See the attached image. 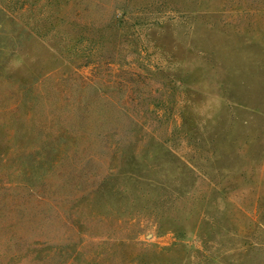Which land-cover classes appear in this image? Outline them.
<instances>
[{
  "label": "rangeland",
  "instance_id": "obj_1",
  "mask_svg": "<svg viewBox=\"0 0 264 264\" xmlns=\"http://www.w3.org/2000/svg\"><path fill=\"white\" fill-rule=\"evenodd\" d=\"M0 264H264V0H0Z\"/></svg>",
  "mask_w": 264,
  "mask_h": 264
},
{
  "label": "trees",
  "instance_id": "obj_2",
  "mask_svg": "<svg viewBox=\"0 0 264 264\" xmlns=\"http://www.w3.org/2000/svg\"><path fill=\"white\" fill-rule=\"evenodd\" d=\"M126 21H112L111 24L106 25L101 31H100V37L102 38H106L108 37H113L115 39H117V41L119 40V42L121 41L120 38L122 39L125 34L127 35V31L125 30L127 27H125ZM122 24V25H121ZM121 27V28H120ZM87 30H85L84 28L82 29V31H77V38L79 40H82L83 35L86 33ZM89 33V31H88ZM118 43V42H117ZM83 60V59H82ZM87 63V61H84V63L79 64L78 67H82L83 65H85Z\"/></svg>",
  "mask_w": 264,
  "mask_h": 264
}]
</instances>
